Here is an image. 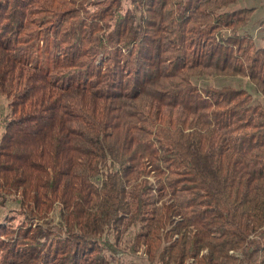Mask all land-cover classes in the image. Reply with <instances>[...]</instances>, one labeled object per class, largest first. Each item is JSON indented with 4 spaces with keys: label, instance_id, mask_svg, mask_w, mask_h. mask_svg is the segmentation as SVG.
Instances as JSON below:
<instances>
[{
    "label": "trees",
    "instance_id": "trees-1",
    "mask_svg": "<svg viewBox=\"0 0 264 264\" xmlns=\"http://www.w3.org/2000/svg\"><path fill=\"white\" fill-rule=\"evenodd\" d=\"M251 1L0 0V264H264Z\"/></svg>",
    "mask_w": 264,
    "mask_h": 264
},
{
    "label": "rangeland",
    "instance_id": "rangeland-1",
    "mask_svg": "<svg viewBox=\"0 0 264 264\" xmlns=\"http://www.w3.org/2000/svg\"><path fill=\"white\" fill-rule=\"evenodd\" d=\"M249 6H255L257 11L254 14L253 20L249 24L247 30L254 35L258 44H262L264 40V33L261 31L258 20L264 17V0H253L251 2H247ZM213 81H217L218 83H232L235 86H246L249 89H252L250 82L246 78L238 77L233 80L228 79H213ZM256 98L264 101L261 95L256 94ZM8 100L6 98L0 99V122L5 118L8 113ZM0 200H2L0 198ZM16 207L12 204H8L6 207H0V222H6V218H16L13 222L14 224L18 223L20 217L18 213L14 211ZM135 231L133 229L128 230L124 236V247L129 246L134 237ZM150 264L147 261V257L144 253H132L131 251H127V253L117 254L116 260H113L111 264Z\"/></svg>",
    "mask_w": 264,
    "mask_h": 264
}]
</instances>
